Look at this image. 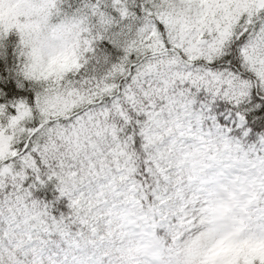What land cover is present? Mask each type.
Segmentation results:
<instances>
[{"label": "snow or ice", "instance_id": "1", "mask_svg": "<svg viewBox=\"0 0 264 264\" xmlns=\"http://www.w3.org/2000/svg\"><path fill=\"white\" fill-rule=\"evenodd\" d=\"M72 38L0 46V264H222L264 242V0H59ZM221 189L248 220L217 222ZM236 264H264L259 256Z\"/></svg>", "mask_w": 264, "mask_h": 264}, {"label": "trees", "instance_id": "2", "mask_svg": "<svg viewBox=\"0 0 264 264\" xmlns=\"http://www.w3.org/2000/svg\"><path fill=\"white\" fill-rule=\"evenodd\" d=\"M73 21L63 17L59 11V0H0V46L9 35H18L22 51L26 59H31L39 42L53 34L72 38ZM153 259L160 257L151 249ZM252 251L247 245L239 246L237 252L221 256L222 264H226L231 257H252ZM169 256H165V264Z\"/></svg>", "mask_w": 264, "mask_h": 264}, {"label": "rangeland", "instance_id": "3", "mask_svg": "<svg viewBox=\"0 0 264 264\" xmlns=\"http://www.w3.org/2000/svg\"><path fill=\"white\" fill-rule=\"evenodd\" d=\"M66 38L64 35L53 34L51 37H48L39 44L50 43L52 41H61ZM221 191V200L224 202L225 207L223 211V215L217 216V222L225 223L228 225V231L235 237L241 238L245 234L248 233V220L245 214L239 210L238 205L236 203L237 198L235 196H229L223 189ZM210 208L211 201L201 198L200 203L197 206V211L195 213L194 219L195 223L190 231L186 233L178 235L173 241V249H174V257L182 256L186 251L191 249L198 241L203 239L205 232L207 231L210 217ZM186 245L183 247L180 244L185 243ZM128 244L133 243V249L135 250L134 245L136 246L138 242L128 241ZM252 246V254L254 256H259L264 258V242H257L255 244H251ZM237 249L236 247H219L217 249V255L226 254L229 251ZM139 257L134 252L130 254L128 258L119 259V264H125L128 261H132V264H139ZM140 259L143 264H145V258L140 256ZM141 264V263H140ZM228 264H234V260L231 259Z\"/></svg>", "mask_w": 264, "mask_h": 264}]
</instances>
